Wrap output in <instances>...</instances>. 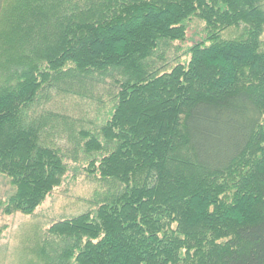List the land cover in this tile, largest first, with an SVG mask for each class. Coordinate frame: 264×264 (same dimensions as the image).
I'll return each instance as SVG.
<instances>
[{"label":"trees","instance_id":"1","mask_svg":"<svg viewBox=\"0 0 264 264\" xmlns=\"http://www.w3.org/2000/svg\"><path fill=\"white\" fill-rule=\"evenodd\" d=\"M263 1L0 0L4 27L29 5L0 43L39 44L0 84L2 214L32 215L77 151L106 187L45 231L42 264H264ZM193 20L204 37L168 60ZM51 93L109 105L71 150L29 115Z\"/></svg>","mask_w":264,"mask_h":264},{"label":"rangeland","instance_id":"2","mask_svg":"<svg viewBox=\"0 0 264 264\" xmlns=\"http://www.w3.org/2000/svg\"><path fill=\"white\" fill-rule=\"evenodd\" d=\"M7 2L11 4L14 0H6V4ZM262 8L264 10V1ZM19 12L21 13L19 17L15 19L13 17L6 24L7 27H4V24L0 22V34L4 30L10 34L8 28L21 30L20 21L28 18L29 5H24V8L19 9ZM15 23H18V26ZM49 29L50 27H48ZM52 29L54 31L53 26ZM203 29L204 25L196 20L189 23L185 41L176 43L174 47L178 48L177 52L173 50V53L167 54L166 58L172 60L175 55L180 58V62H186L188 57L184 53L193 43L199 42L201 37H204ZM241 29L232 28L226 31L223 37L226 39L236 38L241 34ZM19 33L18 36H28L23 34V30ZM10 36H16L15 32H12ZM54 37L55 32L52 33L51 40ZM15 39L16 41H14ZM12 40L11 37H8L6 43H0V84L9 82L12 73L22 66V63L18 62L25 55H27L25 60L30 57L31 62L35 55L39 56L37 41L22 45L28 51L19 47L23 41L22 37H12ZM260 40L264 41V26ZM48 97V103L43 104L41 108L38 106L39 104L34 105L30 109L29 115L33 118L34 115H41L44 110L54 115L48 125L52 134L48 141L61 147L62 151L71 150L74 147V138L70 136L69 130H73V132L78 128L94 130L97 128L94 125L102 123L103 117L100 119L98 115L99 110L104 107L101 108L91 101L73 95L51 93ZM103 98L107 104L106 95ZM108 109L109 105H106L103 111L106 112ZM76 154L75 161L68 160L67 162L68 171L61 185L47 195L32 215L26 216L20 213L4 215L0 209V264H42L40 261L41 241L51 224L86 213L93 208L96 194L106 191L105 186L101 187L99 181L89 175L87 171L89 160H85L79 151ZM12 193L13 188L9 180L0 175V201H5Z\"/></svg>","mask_w":264,"mask_h":264}]
</instances>
